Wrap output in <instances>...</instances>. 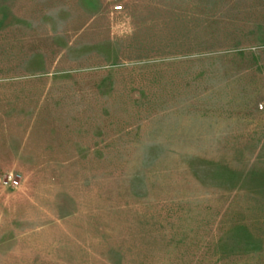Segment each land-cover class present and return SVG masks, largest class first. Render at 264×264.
Here are the masks:
<instances>
[{"label":"rangeland","instance_id":"rangeland-1","mask_svg":"<svg viewBox=\"0 0 264 264\" xmlns=\"http://www.w3.org/2000/svg\"><path fill=\"white\" fill-rule=\"evenodd\" d=\"M0 264H264V0H0Z\"/></svg>","mask_w":264,"mask_h":264},{"label":"built area","instance_id":"built-area-1","mask_svg":"<svg viewBox=\"0 0 264 264\" xmlns=\"http://www.w3.org/2000/svg\"><path fill=\"white\" fill-rule=\"evenodd\" d=\"M123 6L122 5H116L114 7L115 11H120L122 10ZM20 181L17 178L16 174L14 172H10L8 173L2 180H1V185L3 187H12V188H16L17 186H19Z\"/></svg>","mask_w":264,"mask_h":264}]
</instances>
